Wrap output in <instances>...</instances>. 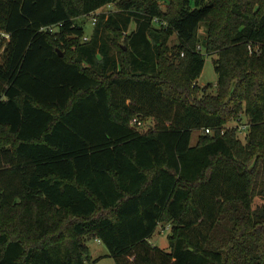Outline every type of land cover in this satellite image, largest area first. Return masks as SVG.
Wrapping results in <instances>:
<instances>
[{"label": "trees", "instance_id": "1", "mask_svg": "<svg viewBox=\"0 0 264 264\" xmlns=\"http://www.w3.org/2000/svg\"><path fill=\"white\" fill-rule=\"evenodd\" d=\"M164 1L0 0V264H264V0Z\"/></svg>", "mask_w": 264, "mask_h": 264}, {"label": "rangeland", "instance_id": "2", "mask_svg": "<svg viewBox=\"0 0 264 264\" xmlns=\"http://www.w3.org/2000/svg\"><path fill=\"white\" fill-rule=\"evenodd\" d=\"M161 4L162 8H165L167 2L164 0H158ZM117 11L115 4H106L96 11L90 13L89 15L79 16L76 18V21L80 22L84 27V35L87 36V39L93 33L94 25L92 24L91 18L95 15L97 18L99 14H109L111 12ZM134 21H132L128 30L134 28ZM205 33V27L203 24H200L198 29V34L203 35ZM82 36V40H83ZM120 40H122L120 38ZM84 41V40H83ZM176 42L174 35H172L169 39L168 45H173ZM114 51L117 53V49L114 48ZM171 54H168L170 57ZM204 65L200 75L196 78V83L200 88H203L206 85H209L208 91L214 93L216 90V82H217V73L214 68V59L216 58L215 54H206L204 53ZM201 91H198V95H201ZM247 118L245 115H241V119L238 122L228 121L224 126L233 127L236 125L237 128V137L244 142L245 141V133L247 131L246 126ZM156 124V119L152 116L145 118L142 123L139 125L138 129L140 131H146L149 129H154ZM202 132L201 130H194L191 134V144H195L198 135ZM205 132H209V130H205ZM4 135L3 132H0V136ZM151 244L157 245L164 250H169L168 241H167V229L165 226H159L156 232L151 237ZM86 245L88 246L89 251V259L88 264H115L114 259L109 255L108 249L106 246L97 238L88 237L85 240ZM131 260V258H130Z\"/></svg>", "mask_w": 264, "mask_h": 264}, {"label": "built area", "instance_id": "3", "mask_svg": "<svg viewBox=\"0 0 264 264\" xmlns=\"http://www.w3.org/2000/svg\"><path fill=\"white\" fill-rule=\"evenodd\" d=\"M91 21H92V24H95V22H96V17H95V15L91 18ZM48 29L49 30H56L57 29V25H55V26H48ZM83 40L85 41V40H87V36H83ZM249 49H250V46H249ZM136 122V124H138V125H140L141 124V122H139V121H136V120H133V122L132 123H135ZM165 229H169V226L168 225H165Z\"/></svg>", "mask_w": 264, "mask_h": 264}, {"label": "water", "instance_id": "4", "mask_svg": "<svg viewBox=\"0 0 264 264\" xmlns=\"http://www.w3.org/2000/svg\"><path fill=\"white\" fill-rule=\"evenodd\" d=\"M59 55H62L61 51H59Z\"/></svg>", "mask_w": 264, "mask_h": 264}, {"label": "crops", "instance_id": "5", "mask_svg": "<svg viewBox=\"0 0 264 264\" xmlns=\"http://www.w3.org/2000/svg\"><path fill=\"white\" fill-rule=\"evenodd\" d=\"M150 242H151V240H150ZM152 243V242H151Z\"/></svg>", "mask_w": 264, "mask_h": 264}]
</instances>
